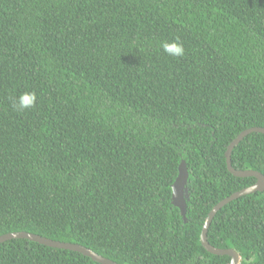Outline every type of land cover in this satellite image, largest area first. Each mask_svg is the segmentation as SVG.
Instances as JSON below:
<instances>
[{
	"label": "trees",
	"instance_id": "trees-1",
	"mask_svg": "<svg viewBox=\"0 0 264 264\" xmlns=\"http://www.w3.org/2000/svg\"><path fill=\"white\" fill-rule=\"evenodd\" d=\"M179 37L185 55L161 41ZM35 91L24 111L12 98ZM264 127V0H0V235L26 231L120 264H229L200 233L256 182L227 168ZM186 160V217L171 185ZM264 174V134L231 154ZM208 242L264 264V191L214 216ZM0 264H101L25 238Z\"/></svg>",
	"mask_w": 264,
	"mask_h": 264
},
{
	"label": "water",
	"instance_id": "water-1",
	"mask_svg": "<svg viewBox=\"0 0 264 264\" xmlns=\"http://www.w3.org/2000/svg\"><path fill=\"white\" fill-rule=\"evenodd\" d=\"M251 132H260L264 134V127L252 126V127L245 128L244 130H242L234 139H232L229 142L226 148V151L224 153V157L226 159L227 168L233 175L238 176V177L253 176L256 178V182L238 191L231 193L229 196L224 197L222 200H220L214 206H212V208L209 210L205 218V221L202 226L201 233H200V242L202 246L207 251L213 254L228 255L230 257L229 264H239L240 256H239L238 251H236V249L234 248H219V247H215L211 245L208 242L207 233H208V229L210 227V224L214 216L224 205H226L230 201L237 199L243 195L254 193L256 191H260V192L264 191V174L263 173H261L258 170H254V169H236L232 166V162H231V154H232L233 148L237 144H239V142ZM187 180H188L187 163H186V160L181 159L178 165V174L171 185V188H172L171 201L173 205L179 208L184 222L187 221V217H186V206H187L186 183H187ZM14 238H25V239L36 241L38 243H41L47 246L80 252L86 256H89L91 259L101 264H120L110 258H107L103 255L98 254L94 250L86 246H83L81 244L54 240L51 238L41 236L39 234H34L31 232H26V231H16V232H10V233L0 235V243L10 240V239H14Z\"/></svg>",
	"mask_w": 264,
	"mask_h": 264
},
{
	"label": "clouds",
	"instance_id": "clouds-1",
	"mask_svg": "<svg viewBox=\"0 0 264 264\" xmlns=\"http://www.w3.org/2000/svg\"><path fill=\"white\" fill-rule=\"evenodd\" d=\"M160 47L163 51L172 57L180 58L185 55V49L183 43L179 41V37L172 40L161 41ZM37 94L35 91H24L18 96L12 98L13 107L18 111H24L32 108L36 105Z\"/></svg>",
	"mask_w": 264,
	"mask_h": 264
}]
</instances>
